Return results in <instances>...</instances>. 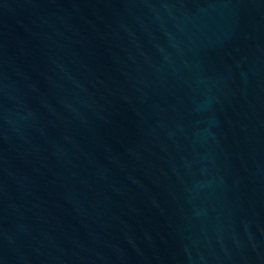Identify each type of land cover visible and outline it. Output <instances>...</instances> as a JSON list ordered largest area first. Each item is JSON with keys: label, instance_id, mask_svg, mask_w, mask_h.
I'll return each mask as SVG.
<instances>
[{"label": "water", "instance_id": "1", "mask_svg": "<svg viewBox=\"0 0 264 264\" xmlns=\"http://www.w3.org/2000/svg\"><path fill=\"white\" fill-rule=\"evenodd\" d=\"M0 264H264V0H0Z\"/></svg>", "mask_w": 264, "mask_h": 264}]
</instances>
